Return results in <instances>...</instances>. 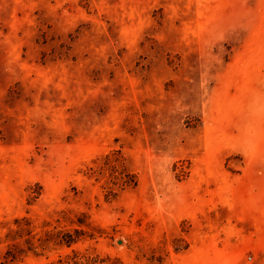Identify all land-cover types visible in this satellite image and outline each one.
Listing matches in <instances>:
<instances>
[{
	"label": "rangeland",
	"instance_id": "obj_1",
	"mask_svg": "<svg viewBox=\"0 0 264 264\" xmlns=\"http://www.w3.org/2000/svg\"><path fill=\"white\" fill-rule=\"evenodd\" d=\"M58 261L264 264V0H0V264Z\"/></svg>",
	"mask_w": 264,
	"mask_h": 264
},
{
	"label": "trees",
	"instance_id": "obj_2",
	"mask_svg": "<svg viewBox=\"0 0 264 264\" xmlns=\"http://www.w3.org/2000/svg\"><path fill=\"white\" fill-rule=\"evenodd\" d=\"M74 242H76V239L75 238L74 239H69V240L65 241V243H67L68 245L71 244V243H74ZM8 256L9 255H7L6 258H8ZM12 259H10V260H12ZM48 264H67V263L58 261V263H48ZM73 264H76V263H73Z\"/></svg>",
	"mask_w": 264,
	"mask_h": 264
}]
</instances>
